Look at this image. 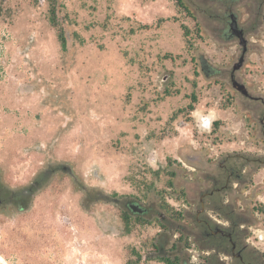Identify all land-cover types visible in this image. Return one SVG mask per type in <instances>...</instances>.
Returning <instances> with one entry per match:
<instances>
[{
    "label": "rangeland",
    "instance_id": "1",
    "mask_svg": "<svg viewBox=\"0 0 264 264\" xmlns=\"http://www.w3.org/2000/svg\"><path fill=\"white\" fill-rule=\"evenodd\" d=\"M229 10L247 40L234 76L255 99L231 86L241 47ZM233 155L261 164L228 167L214 203L208 180ZM55 166L69 173L54 174L26 212L0 213V264H170L153 244L170 250L177 230L188 264H234L228 245L212 263L196 218L236 224L264 259V7L0 0V176L23 187Z\"/></svg>",
    "mask_w": 264,
    "mask_h": 264
},
{
    "label": "flooded vegetation",
    "instance_id": "2",
    "mask_svg": "<svg viewBox=\"0 0 264 264\" xmlns=\"http://www.w3.org/2000/svg\"><path fill=\"white\" fill-rule=\"evenodd\" d=\"M253 2L258 3L259 7H264V0H253ZM228 18H229V21H228L229 30L231 31L232 34H234L235 31L237 30V26H236L235 17L231 13L230 10L228 11ZM60 171L69 173V169L65 166H62V167L55 166L53 168H46L45 170L41 172V174L32 178L30 182L27 183L23 187H14V186L8 185L2 180V177L0 176V213L7 212L9 210H12L17 213L26 212L36 192H38L43 187V185L51 179V177L54 174ZM231 175H232V172L228 174L229 177ZM225 187L226 186H224L222 189L225 190ZM211 194L212 192L210 193V195ZM204 195H207V193H205ZM114 202L116 204L117 203L121 205L123 204L126 210L133 215L143 216V215H146L148 212V209L145 206L135 201L125 200L123 202V201H118L115 199ZM200 202H201V207H203L202 199L200 200ZM134 205L139 206V208L142 210V214L138 215L132 211V207L134 208ZM203 210L201 211L200 209V211L197 212V216L199 215L200 212H203ZM196 221H197V224L204 225L205 228H207L208 230L213 228V230L210 231V234L212 236L219 235L227 239V245L229 246L230 258L234 264H257L258 261H260L259 264H264V259L262 257L258 256L254 251L249 250V248L246 245L244 244L242 245L241 240H239V237L237 238L234 237V235L232 234V231L234 230L233 228H235V225L232 224L230 227H228L230 228V230H225L224 226H218L219 223H217L216 225L213 224L211 226L208 221L207 222L202 221L198 218H196ZM216 229H222L223 233H216ZM205 235L207 236L206 233ZM221 264H224V263H221Z\"/></svg>",
    "mask_w": 264,
    "mask_h": 264
},
{
    "label": "trees",
    "instance_id": "3",
    "mask_svg": "<svg viewBox=\"0 0 264 264\" xmlns=\"http://www.w3.org/2000/svg\"><path fill=\"white\" fill-rule=\"evenodd\" d=\"M53 16V15H52ZM52 24L54 25V19L52 18ZM58 38L60 40L61 46L64 47V37L59 34ZM191 109V107H190ZM192 110V109H191ZM218 122L214 123V126H217ZM225 164L223 165V167H219L218 171H219V176L217 178H211L208 181H210L212 187L211 189L208 190L207 192V197L208 199H211L214 203H218L221 193H222V188L225 186V178H226V174H227V168L234 166L236 163H241L240 165H246L247 163H251V164H255L256 166H260V161H256V160H248L242 156H228L225 159ZM218 190V191H217ZM220 190V191H219ZM212 192V194L210 195V193ZM215 210L219 211L220 210V205L218 206V204L215 205ZM231 220V219H228ZM194 223L195 225L200 228L201 230V234L202 236H204L207 239L212 240L213 245L210 247V249L212 251H214V254L212 255L213 257L215 256L216 252H222L224 253V247L225 245H227V239L223 238L222 236H212L210 234V231L213 230V228H211L210 230H208L207 228H205L204 225L202 224H197L196 219H194ZM236 225V224H233ZM177 233H179L180 238H178L173 244L170 250H165L164 248H162V245L159 244H153V248L157 251V259L161 262L164 263H170V264H188L187 262V258L185 257V247H182V238L181 236L183 235V232L180 230L176 231ZM205 233L207 234V236L205 235ZM209 233V234H208ZM232 234L234 235V237H239V232H237L235 229L232 231ZM223 248V249H222ZM213 257L211 258L212 263H218L217 260H215V257L213 259Z\"/></svg>",
    "mask_w": 264,
    "mask_h": 264
},
{
    "label": "water",
    "instance_id": "4",
    "mask_svg": "<svg viewBox=\"0 0 264 264\" xmlns=\"http://www.w3.org/2000/svg\"><path fill=\"white\" fill-rule=\"evenodd\" d=\"M233 35L238 40V45L241 47V53H240V56H239L237 62L233 64L232 70L230 72L231 86L236 92H238L242 96H244L248 99H255L248 93L245 85L242 83H239L235 79L234 74L237 70H239L241 68L242 63L244 61V56H245V53L247 51V40L244 38L243 31L241 29L237 28V30L235 31V33ZM200 125L204 129H209L211 126L210 119L208 117L201 118V124ZM202 210H203V207H201V211ZM132 211L138 215L142 214V210L139 208L138 205H134V208L132 207ZM216 233H223V230L222 229H216Z\"/></svg>",
    "mask_w": 264,
    "mask_h": 264
},
{
    "label": "built area",
    "instance_id": "5",
    "mask_svg": "<svg viewBox=\"0 0 264 264\" xmlns=\"http://www.w3.org/2000/svg\"><path fill=\"white\" fill-rule=\"evenodd\" d=\"M257 239H258L259 241H263V240H264V236H263V235H259V236L257 237Z\"/></svg>",
    "mask_w": 264,
    "mask_h": 264
}]
</instances>
